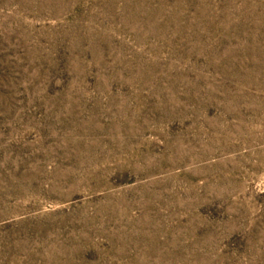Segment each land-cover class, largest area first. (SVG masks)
<instances>
[{
  "label": "rangeland",
  "instance_id": "obj_1",
  "mask_svg": "<svg viewBox=\"0 0 264 264\" xmlns=\"http://www.w3.org/2000/svg\"><path fill=\"white\" fill-rule=\"evenodd\" d=\"M0 264H264V0H0Z\"/></svg>",
  "mask_w": 264,
  "mask_h": 264
}]
</instances>
